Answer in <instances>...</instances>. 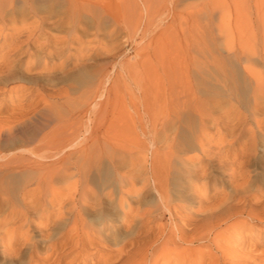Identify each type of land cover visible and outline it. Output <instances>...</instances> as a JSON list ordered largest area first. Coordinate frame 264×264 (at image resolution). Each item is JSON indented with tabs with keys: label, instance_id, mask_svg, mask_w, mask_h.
Masks as SVG:
<instances>
[{
	"label": "bare ground",
	"instance_id": "obj_1",
	"mask_svg": "<svg viewBox=\"0 0 264 264\" xmlns=\"http://www.w3.org/2000/svg\"><path fill=\"white\" fill-rule=\"evenodd\" d=\"M46 2L63 9L48 13L38 6ZM80 10L100 12L84 0H0V94H6L4 82L22 79L30 85L14 91L40 97L32 109L25 106L20 121L0 130L2 264H233L236 257L264 264V255H244L226 244L236 241L239 228H258L264 235V181L246 177L249 163L264 166V117L252 116L255 128L248 129L245 116H206L200 112L204 108L194 107L197 116H162L159 123L151 120L154 116L150 123L139 119L146 138L141 145L108 141L115 119L90 115L107 91L109 75L103 69L98 74L79 70L87 60L77 51ZM45 77L65 83L39 84ZM91 77L98 82L82 90L79 102L92 112L82 127L77 125V91ZM252 84L256 107L264 103V91L258 88L262 82ZM17 100L21 108L25 103ZM246 129L249 139L234 145ZM226 163L229 182L237 183L218 194L219 180L209 181L208 165ZM102 170L112 176L109 187H103ZM172 170L181 175L173 180L189 192L191 208L181 203L183 197L181 202L174 197L168 179ZM145 196L150 199L144 201ZM113 219L119 224L114 226Z\"/></svg>",
	"mask_w": 264,
	"mask_h": 264
},
{
	"label": "rangeland",
	"instance_id": "obj_2",
	"mask_svg": "<svg viewBox=\"0 0 264 264\" xmlns=\"http://www.w3.org/2000/svg\"><path fill=\"white\" fill-rule=\"evenodd\" d=\"M84 1L91 4V9L94 8L95 11L97 8L100 12L96 10L97 13L94 14L89 10L83 12V9L80 10L82 13L80 12L78 17L79 46L77 51L81 56L85 54L87 60H85V65H80L79 70H89L90 73L98 74L99 69H103L108 73L109 80L106 83L107 91L99 99L97 98L99 103L94 113L91 112L92 114L86 112L87 105L84 102L80 103L83 97L82 90L89 86L92 87L98 80L91 77L88 84L79 88L77 91L78 111L76 110V114L77 121L79 120L77 125L82 126L86 121V116L90 114L97 119L100 116L106 119L111 117L115 119V122L110 125L107 132L108 141L123 139L124 142L132 141L130 143L141 145L146 142V138L140 132L139 119L144 123H150L149 116H154L151 120L155 119L156 123H159L162 116H191V114L197 116V112L193 114L195 113L193 108H204V111L200 109V112H204L206 116H217L218 114V116H245V126L248 129V126L250 129L255 128L252 116L257 114L256 116L264 117V103L261 102L254 107L251 94L252 87L255 85L252 83L262 82L264 84V0ZM38 6L55 15L63 9L62 4L57 5L53 2ZM102 9H104L103 12ZM243 55L248 58L245 57V60ZM215 61H218L216 66ZM242 65L247 69H244ZM222 70L226 74L222 73ZM45 78L39 80L38 83L47 86L48 83L58 86H63L65 83L62 80H58L61 84ZM78 78L81 80V77ZM222 78H225L226 83L222 82L226 85L221 83V80H224ZM24 81L14 79L3 83L6 94H0V130H5L16 124L18 120L20 121L18 115L21 111H25V106L27 110H30L40 101L37 95L32 96L33 98H26L30 93L22 95L21 90V92L17 91L20 85L27 86L28 83L30 85V82ZM229 82L231 84L234 82L233 87ZM262 84L258 85V88L262 87V90H258L264 91ZM87 85L89 86L86 87ZM248 85V89L245 90ZM15 89L17 90L14 91ZM224 92L229 96L227 97ZM262 93L264 92L260 94ZM17 98L25 103L21 108L17 105L19 104ZM57 101L60 103L62 99ZM60 107L66 111L68 104L63 103ZM251 109L255 111V114ZM132 121H135L136 127H132ZM177 134L179 135V132ZM249 135L246 129L242 137L233 140L234 145L241 144L243 139L248 140ZM179 139L177 136V140ZM102 140L103 138H100V141ZM84 142L90 143L91 140L86 139ZM228 142L232 143V140ZM226 166L228 167L227 163L222 167L208 165L211 172L208 174L209 181L216 178L219 180L216 187L222 192L218 194L229 192L237 183V181L229 182ZM106 174L104 170L99 173L101 177H106L102 178L103 187H109L111 180L109 177H112ZM176 175L173 170L169 173V187L178 200L181 197L184 198V201H179L185 204V208H191L195 203H192L193 200L189 197H185L189 192L183 184L180 185V180L177 182L180 174L177 175L176 181L173 180V176ZM254 176L264 181V166L255 167L249 163L246 177L251 182ZM145 197L147 198H144V201L150 199V196ZM147 204H150V201L144 205ZM113 222L114 226L119 224L116 219H113ZM238 232L240 236H236V241L227 242L226 244H230L228 246H234L236 250L240 249L244 255L250 253L264 255V235H261L260 229L255 228L251 231L248 228H239ZM234 259L233 264H253L252 260H247L248 258L236 257ZM255 262H261V260L255 258L254 264ZM0 264H2L1 261Z\"/></svg>",
	"mask_w": 264,
	"mask_h": 264
}]
</instances>
